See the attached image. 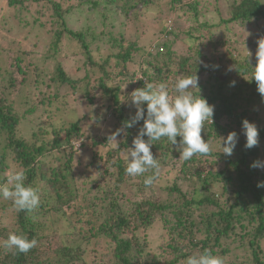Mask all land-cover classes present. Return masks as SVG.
<instances>
[{
    "label": "trees",
    "instance_id": "trees-1",
    "mask_svg": "<svg viewBox=\"0 0 264 264\" xmlns=\"http://www.w3.org/2000/svg\"><path fill=\"white\" fill-rule=\"evenodd\" d=\"M59 1L8 0L10 7L20 11L33 9L34 23L46 26L42 29L49 33V40L35 58L18 49L7 52L0 47V53L11 57V65L8 63L10 66L0 71V183L6 182L2 175L10 165L22 167L25 184L37 187L41 197L39 206L31 212L17 211L10 200L5 206L0 198V240L9 233L37 240L27 253L0 248V264H185L188 256L205 249L223 257L224 264H264V247L260 246L264 239V187L257 186L264 182V173L261 168L250 167L261 161L264 150V96L252 79L256 54L240 57L234 44L231 46L227 40L217 39L214 43L198 29L197 34L190 28L182 30L184 16L191 14L197 20L198 13L193 4L171 0L172 13L168 14L174 18L160 32L144 31L141 36L149 37L141 43L110 36L107 42L111 54L96 59L90 49L94 35L88 38L82 32L71 31L67 18L75 7L67 5L68 0ZM155 1L78 0L76 6L100 8L102 23L108 24L117 15L136 21L142 15L137 9L147 8ZM230 2L222 25L254 26L258 37L264 39V29L259 26L264 21V4L259 0ZM199 26L206 29L203 24ZM188 40L197 43L189 45ZM66 41L74 42L80 49L73 58L61 56ZM219 45L226 49L222 55L215 53L221 52ZM252 48L257 49L258 44L253 43ZM40 60L44 65L38 64ZM47 60L56 61L53 70L45 64ZM225 65L232 68V82L219 80ZM9 67L12 71H8ZM90 70H94V80ZM192 74L198 77V91L192 89L193 95L214 106L212 123L206 121L201 131L211 152L184 160L179 156L178 145H171L167 138L153 141L151 152L160 167L154 183L146 188L143 180L152 172L129 177L120 157L122 151L132 147L143 126L141 120L125 127L136 112L131 93L148 83H165L174 97L177 78ZM15 88L28 90L26 115L45 111L72 96L74 100L66 104L77 107L80 117L59 125L46 117L28 138L20 137L18 130L25 116L19 117L9 100ZM100 104L107 106V115L122 130L123 140L118 149L92 155L91 164L86 166L88 172L81 171L75 178L70 166L77 154L75 143L82 148L86 144L89 147V143L92 147L107 146L108 139H100L103 136L88 139L81 133L86 118L93 119L92 107L98 109ZM142 107L146 115V105ZM100 113L94 117L97 124L105 121ZM243 120L255 124L258 130V144L251 149L245 147ZM233 131L238 141L228 156L219 147L220 139ZM61 153L66 154L65 167L44 164L46 159H55V154ZM219 165L223 168L215 171ZM259 174L263 181L257 178ZM214 185L220 186V192H212ZM9 207L13 209L11 228L2 222ZM49 217L64 219L63 230L48 225ZM153 228H160L164 234L152 254L146 236ZM242 247L249 258L228 261L232 255L241 256Z\"/></svg>",
    "mask_w": 264,
    "mask_h": 264
},
{
    "label": "rangeland",
    "instance_id": "rangeland-1",
    "mask_svg": "<svg viewBox=\"0 0 264 264\" xmlns=\"http://www.w3.org/2000/svg\"><path fill=\"white\" fill-rule=\"evenodd\" d=\"M63 1V0H61ZM59 1V2H61ZM83 1V0H80ZM231 0H182V3L185 5L193 4L196 8V12L198 13L197 20L191 15L187 14L184 16L181 21L182 30L186 31L188 28L193 30V32L207 34V38H212L211 40L215 42H221L223 40H227V42L236 48L239 56H255L257 49H253V43H257L261 37H258V30L254 26L252 27H240V26H225L222 25V20L227 19V9L231 4ZM262 4H264V0H259ZM230 2V3H229ZM63 3V2H62ZM78 0H68L67 5H73L75 8L72 11L71 15L67 18L68 27L71 31L82 32L90 37V34L94 35V40L90 45L91 51L94 53V57L98 59L99 57H106L111 54L110 44L107 42L110 36L112 38H122L124 36L125 39L137 40L141 43L143 40H146L149 36H141V33L147 30L160 32L165 24L171 20H173L174 16L168 13H172V9L170 8L171 0H157L155 3L147 8L137 9L142 13L141 18H138L136 21H126L124 15H117L114 18L113 23L110 22L108 24H103L101 18V9L97 8L94 10H88L87 6H76ZM66 5V6H67ZM64 6V7H66ZM81 6V7H80ZM80 7V8H79ZM33 9L29 10L27 13L18 8H12L8 5V0H0V47L6 48V51L15 52L17 49L19 51H24L26 53L32 54V57L35 58V55L38 56L40 51H43V47L48 45L49 33L47 30H43L42 28H46L45 25H40L34 23L33 18ZM174 14L178 13L175 11ZM175 15V16H177ZM199 24L205 25L199 26ZM259 26L264 29V21L259 24ZM227 27V28H226ZM55 28V27H54ZM57 28V26H56ZM48 33V34H47ZM197 34V33H196ZM106 37V38H105ZM105 38V39H104ZM218 39V41H217ZM263 39V38H261ZM90 42V39H88ZM159 41V39H157ZM188 44L191 43L195 45L197 42L193 40H188ZM189 44V45H191ZM76 44L72 41H66L65 47L61 52V56L68 55L73 58L72 55L74 53H79L80 49L76 48ZM221 52L220 55L224 54L225 47L219 45L217 47ZM247 51V52H246ZM5 56V57H3ZM0 71H3L6 66H10V61L6 53H0ZM31 58V57H30ZM33 58L31 60L33 61ZM61 58V57H60ZM82 58V57H81ZM34 62H36L34 60ZM10 65H9V64ZM39 65H44L43 61L40 60ZM46 65H48L50 70H53L56 66V61H46ZM8 71H12L11 68H8ZM89 74L92 79L96 76L94 74V70H90ZM234 76L232 75V68L230 65H225L222 67V70L219 75L220 81H234ZM203 80V79H202ZM45 89V87H43ZM83 89V88H80ZM27 89L24 90L19 88H15L12 90L11 96L9 98L10 102H12L13 108H15L19 117L25 116L21 121V125L18 130V136L23 138H28L30 132L38 127V125L46 118H52L51 120L54 122H58L59 125L61 122H69L73 119H76L79 116V112L75 108L68 107L66 102L68 100H74V97L68 96L64 98V100L59 104H54L55 106L47 107L45 111L40 109L37 110L32 115H26V109H28V105L24 104L29 100V94L27 93ZM35 94H38V90H34ZM27 93V94H26ZM80 100L79 97H77ZM107 106L100 104L98 109L93 106L90 112V117L93 118L82 123L81 133L83 138H92L95 135H101L103 138L100 139H108V137L117 131V125L115 121L111 119L106 111ZM132 109H135L132 106ZM101 112L102 119L105 118V121H100V124H97L94 117L97 112ZM130 111L131 107H130ZM51 114V115H50ZM51 116V117H50ZM123 137L120 135L117 136V142H121ZM75 148L77 149V154L73 156V161L71 162V171L73 177L77 178L79 172L85 171L88 172L87 165L91 160L92 155H100L104 154L107 151L115 150L117 148L113 147L112 141L108 140L107 146L103 148L102 146L92 147L89 143V147L87 144L82 148L79 144L75 143ZM126 151H122L120 157L124 162ZM57 158L55 159H46L44 164L46 163L49 167H60L63 168L66 166V154H55ZM261 161H264V150L261 153ZM50 160V161H49ZM12 162L10 161L8 165ZM15 166L10 165V168ZM94 167V164H93ZM223 165H219L215 168V171L222 169ZM261 172L264 173V169H261ZM5 174L2 176L4 177ZM6 177V176H5ZM263 176L261 174L258 175V179L263 181ZM220 186L214 185L211 186L212 192H220ZM208 195L209 192L204 193ZM3 204L8 206L9 200H4ZM7 212L4 213V217L2 218V222L10 228L13 227V209L9 207ZM59 219V218H58ZM55 217H49L46 222L48 225H51L52 228H58L63 230L62 224L64 223V219L60 221ZM159 230V231H157ZM163 231L160 228H153L147 231V242H149L150 246L148 247V251L150 253H155L157 247L159 246L161 240V236L163 235ZM261 249L264 247V239L261 241ZM242 251L241 256L232 255L230 256V260L228 261H237L242 260L245 261L249 258V253L242 247L240 249ZM264 252V249H263ZM76 264H82L78 262Z\"/></svg>",
    "mask_w": 264,
    "mask_h": 264
},
{
    "label": "clouds",
    "instance_id": "clouds-1",
    "mask_svg": "<svg viewBox=\"0 0 264 264\" xmlns=\"http://www.w3.org/2000/svg\"><path fill=\"white\" fill-rule=\"evenodd\" d=\"M168 24L170 21L167 22ZM247 52V51H246ZM248 56L250 55L249 52ZM257 63L253 68L252 79L257 83L258 92L264 96V39L258 41L256 52ZM174 89L176 95L170 96L165 83H148L143 88L131 93L132 104L136 108L134 117L125 122L130 128L143 120V126L132 141V147L126 149L125 174L129 177L145 176L143 183L150 187L159 171V162L151 152L152 142L167 138L171 145H178L180 157L189 160L195 155H209L211 146L201 137V131L206 121L212 123L214 106L209 105L204 98L193 95L192 89L198 91V77L195 74L178 77ZM142 105H146L145 108ZM243 134L246 137L245 147L251 149L258 144V130L255 124L242 121ZM121 129L111 134L108 140L118 149L117 136ZM147 137V141L143 137ZM177 137H180L179 142ZM238 136L230 132L226 138L220 139L219 147L225 155H232ZM250 167L264 169V161H255ZM6 182L0 183V198L12 201L17 211L31 212L40 204V190L30 184H25L26 173L22 167H13L6 171ZM264 187V182L257 185ZM37 244L36 239H29L24 234L9 233L6 239L0 240V248L27 253ZM185 264H224V258L213 255L208 249L198 255L186 258Z\"/></svg>",
    "mask_w": 264,
    "mask_h": 264
}]
</instances>
